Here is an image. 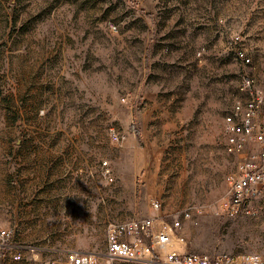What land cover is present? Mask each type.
I'll list each match as a JSON object with an SVG mask.
<instances>
[{"label": "rangeland", "instance_id": "1", "mask_svg": "<svg viewBox=\"0 0 264 264\" xmlns=\"http://www.w3.org/2000/svg\"><path fill=\"white\" fill-rule=\"evenodd\" d=\"M256 94L262 126L264 0H0V230L40 259L139 264L109 257L108 222L194 205L174 247L264 254V205H220L225 115Z\"/></svg>", "mask_w": 264, "mask_h": 264}, {"label": "built area", "instance_id": "2", "mask_svg": "<svg viewBox=\"0 0 264 264\" xmlns=\"http://www.w3.org/2000/svg\"><path fill=\"white\" fill-rule=\"evenodd\" d=\"M239 56L246 62L249 60L243 52ZM251 86V81L245 80L242 90ZM262 100L258 94L244 102L239 100L225 115L226 152L238 157L235 171L228 174V191L220 204L227 218L256 214L264 205V125H258L255 120ZM250 142L259 144V148L247 149ZM151 205L157 210L161 203L153 198ZM193 206L183 209L181 216L171 221H157L153 216L109 221L106 231L109 257L139 264H264V254L256 252L211 255L174 247L175 239L185 238L183 221L192 218ZM200 212L196 207V213ZM34 250L32 246L15 244L10 229L0 230V264H95L90 254L76 250L46 259L35 257L31 253Z\"/></svg>", "mask_w": 264, "mask_h": 264}]
</instances>
